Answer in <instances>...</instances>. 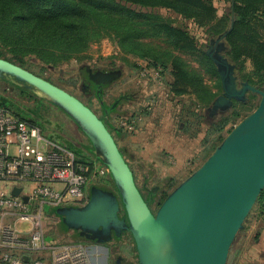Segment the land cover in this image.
<instances>
[{"label":"water","instance_id":"obj_1","mask_svg":"<svg viewBox=\"0 0 264 264\" xmlns=\"http://www.w3.org/2000/svg\"><path fill=\"white\" fill-rule=\"evenodd\" d=\"M233 5L232 0L226 28L210 36L204 49L221 87L206 114L210 118L226 115L235 103L248 102L249 96L259 98L257 105L154 211L136 185L121 146L91 108L63 88L0 58V79L59 109L86 137L91 155L109 170L114 191L92 185L85 204L55 209L61 228L101 243L109 241L112 232L118 238L121 231H127L135 246L136 264L228 263L231 248L264 191V89L241 80L237 64L227 55L231 49L227 37L235 22ZM119 75V71L107 74L101 85ZM20 190L15 187L11 194L18 196ZM121 210L124 215L120 217Z\"/></svg>","mask_w":264,"mask_h":264},{"label":"trees","instance_id":"obj_2","mask_svg":"<svg viewBox=\"0 0 264 264\" xmlns=\"http://www.w3.org/2000/svg\"><path fill=\"white\" fill-rule=\"evenodd\" d=\"M227 1L231 3L232 0ZM233 1L235 22L227 37L231 46L227 55L237 64L241 80L264 89V0ZM152 10H165L183 20L191 21L196 28L204 29L208 38L221 33L229 20L227 14L220 18L217 16L213 0H0V58L27 70L35 64L43 69H55L60 63L84 52L90 43L109 37L123 53L149 59L153 65L164 70L170 69L173 77L172 90L179 96L194 95L193 104H200L203 108L202 114L196 116L205 120V108L218 94L204 84L200 72L190 66L182 55H198L201 65L209 74L217 75L215 67L205 52L198 49L194 36L186 29L174 25L172 19ZM158 40L163 43L162 47L155 45L154 42ZM246 61L252 65V71L248 74L243 72ZM10 85L27 97L37 99L39 107L51 105L29 90ZM253 98L254 96H249L248 102L239 105L248 106ZM0 105L3 106L1 103ZM87 106L91 108L90 104ZM235 106L234 104L230 113L209 122L210 133H219L232 116L238 117ZM105 111L101 112L99 119L117 144L119 141L123 142L127 134L112 122L109 112L105 115ZM12 113L21 120L37 125L32 120L23 118L18 110ZM187 123L191 124L189 121ZM222 139L223 137H218L216 143ZM216 143L212 144L210 151ZM66 145L76 153L83 149L84 152L92 151L88 142L79 147ZM119 149L131 167L132 160L125 149ZM166 180L168 185H159L155 193L142 194L153 211L177 184L172 177ZM99 187L107 188V185ZM55 209H51L50 213L55 214ZM252 211L255 214L253 219L264 220V191ZM120 215H124L122 210ZM58 231L62 234L69 232L61 228L60 224ZM74 235L76 240L84 239L77 232ZM129 236V232L124 231L122 237Z\"/></svg>","mask_w":264,"mask_h":264},{"label":"rangeland","instance_id":"obj_3","mask_svg":"<svg viewBox=\"0 0 264 264\" xmlns=\"http://www.w3.org/2000/svg\"><path fill=\"white\" fill-rule=\"evenodd\" d=\"M213 3L219 18L227 14V10L230 7V3L227 0H213ZM152 11L172 19L174 25L186 29L190 35L196 38L198 49L204 51L208 41V36L204 29L196 28L191 21L183 20L181 17L165 10ZM154 43L156 46H163V43L159 40ZM182 57L190 66L200 72L204 84L213 93L219 95L221 91L219 77L206 72L199 61V56L197 55L196 58L193 55L184 54ZM84 62L102 65L112 63L123 68L122 77L110 89L106 90L103 99L110 104L114 98L120 95L130 97L127 101H121L120 113H123V115L121 117L113 115L112 122L127 134L126 140L120 142V146L125 145L128 147L129 151L135 156L136 162L142 165L139 169L132 166L139 187L142 186L143 180H147L148 183H156L164 178L173 177L170 176L173 175L170 172H159V168L156 169L153 164H150L151 162L148 159L149 153L154 147V139L147 142L148 131H152L154 138L156 136L160 137L159 134L164 131L170 132V136L175 141L179 143L184 141L182 148L189 152L195 151L194 158L185 163V168L181 172L174 174V183H178L205 159L210 152L212 144L217 142L218 137H224L235 124L256 107L259 99L254 96L248 106L235 103V111L238 113V117L232 116L230 122L219 133H210L208 129L209 122L198 118L202 114L203 108L200 104H193L195 101L194 95L185 94L179 96L172 90L173 77L170 74V69L164 70L159 66L153 65L149 59L123 53L114 40L109 37H103L97 42L90 43L84 52L60 63L55 69H43L42 66L37 64L28 68L30 72L70 92L82 102L90 104L91 109L96 114H99L98 103L82 95L78 89V67ZM251 71L252 65L249 61H246L243 72L248 74ZM0 98L2 99L0 103L11 113L18 110V113L23 118L35 122L44 134L60 140L62 143H58L67 149L70 148L65 144L79 146L81 143H87L83 133L60 110L49 104L39 107L37 99L27 97L23 92L1 79ZM217 118L215 117L211 120ZM187 121L191 122V124L187 123ZM156 139L158 140L159 138ZM74 153L76 159L80 162H86L89 159V155L85 154L84 149L80 153ZM169 161L173 162L172 159ZM150 186L152 185H148V187ZM44 209L43 226L46 236H54V240L57 243L69 241L82 243L87 248L90 257H93V259L91 258L92 263L101 264L103 256L106 254L105 249H103L105 246L103 247L102 244L106 242H92L85 239L76 240L74 239L76 232L74 233L73 231L64 234L60 233L58 231L59 218H55L50 213L48 206H45ZM254 215L252 211L248 222H246V229L252 224ZM244 236L245 231H241L238 234L231 248L227 264H232L233 257ZM106 247L109 252L113 250V257L119 255L125 261L136 264L135 246L130 238H123L114 245L106 244Z\"/></svg>","mask_w":264,"mask_h":264},{"label":"built area","instance_id":"obj_4","mask_svg":"<svg viewBox=\"0 0 264 264\" xmlns=\"http://www.w3.org/2000/svg\"><path fill=\"white\" fill-rule=\"evenodd\" d=\"M86 153L88 161H78L40 127L0 105V247L45 252L32 259L0 252V264H93L82 243L46 242L43 226L45 205L80 206L89 187L109 184L108 168ZM15 187L21 189L18 196L11 194Z\"/></svg>","mask_w":264,"mask_h":264},{"label":"crops","instance_id":"obj_5","mask_svg":"<svg viewBox=\"0 0 264 264\" xmlns=\"http://www.w3.org/2000/svg\"><path fill=\"white\" fill-rule=\"evenodd\" d=\"M183 132V131H182ZM170 132L164 131L159 134L160 137L156 136L155 138H159L158 140L153 137L152 131H148L147 133V142H150L154 139V147L152 151L149 153L150 164H153L156 169L159 168V172L168 173L170 172L173 175L177 172H181L185 168V163L190 159L194 158L195 151H187L182 148L184 141L180 143L175 141L170 136ZM48 138L53 141L61 142L56 138H51V135L45 134ZM62 143V142H61ZM64 144V143H63ZM66 145V144H65ZM81 145V144H80ZM79 145V146H80ZM78 146V147H79ZM172 159L171 163L169 160ZM90 189V187H89ZM88 189V194H89ZM49 207V211L51 209H55L50 207L49 205H45ZM44 206V208H45ZM57 209V208H56ZM45 211V209H44ZM48 211V212H49ZM55 218H58L55 214H53ZM49 218V217H47ZM247 228V227H246ZM245 231V236L240 246L237 248L236 253L233 257L232 264H264V220H256L255 218L252 221V224ZM46 242H55L54 236H46ZM12 250L23 258H38L43 257V253H38L35 251H25L21 249H9L8 247H0V252ZM93 259V257H91Z\"/></svg>","mask_w":264,"mask_h":264},{"label":"flooded vegetation","instance_id":"obj_6","mask_svg":"<svg viewBox=\"0 0 264 264\" xmlns=\"http://www.w3.org/2000/svg\"><path fill=\"white\" fill-rule=\"evenodd\" d=\"M78 68H79V71L77 72V74H78V89H79V91L81 92L82 95H84L85 97H87L91 101L95 100L98 103L99 114H96L95 112L94 113L99 117V115L101 114L102 111L108 110L109 108L112 107L111 111H109V114L111 115V117H113V115L122 116L123 113L122 114L120 113L121 101H127L130 99V97H127L126 95H120L119 97L114 98L110 104L106 103L103 98H104V95L106 93V90L110 89L122 77L123 68L121 66H117V65H114L112 63L102 65V64H89L87 62L80 64ZM116 71L120 72L119 77L116 78L115 80L109 82L107 85L102 86L101 83H103L105 81L106 75L111 74V73L116 72ZM220 94H221V91H220ZM101 101H102V103H101ZM84 104L87 105L86 103H84ZM206 108L204 111L205 116H207ZM211 119L212 118L207 116L205 118V121L211 122ZM124 141L125 140H123V142ZM86 142H87V139H86ZM120 142H122V141L118 142L119 146H120ZM81 145H82V143H81ZM121 148L125 149V152L129 156V158L132 160L131 169H132V166L139 169L140 166H142V165H140L138 162H136L135 156L129 151L128 147H126L125 145H122ZM133 173H134V171H133ZM134 176H135V174H134ZM167 178H164L163 180H160L156 183L155 182L148 183L147 180H143L142 186L141 187L138 186V187H139L142 194L143 193H151L152 194V193H155L157 191V189H159V185H168L167 180H166ZM135 182H136V176H135ZM136 185H138L137 182H136ZM148 185H152V186L148 187ZM106 189L114 191L112 184L107 185ZM120 217H121V215H120ZM123 233H124V231H121L119 237L117 238V237H115L114 233L112 232L111 233V239L109 241H107L106 243L102 244L103 247L105 246L103 249H105L106 254H105V256H103V260H102L101 264H111V263L112 264H132V263L125 261L119 255H116L113 257V255H112L113 250H112V252H109V249L106 247V244H113L114 245V244H116V242H120L123 239V237H122ZM130 237L131 236H129V238ZM116 238L118 239V241H115ZM131 239L132 238H130V240ZM110 253H111V255H110ZM110 258H111V260H110Z\"/></svg>","mask_w":264,"mask_h":264}]
</instances>
